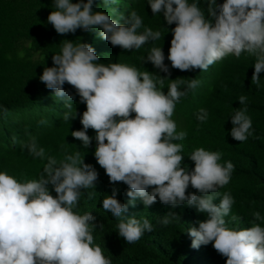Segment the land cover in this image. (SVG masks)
<instances>
[{
	"label": "clouds",
	"instance_id": "1",
	"mask_svg": "<svg viewBox=\"0 0 264 264\" xmlns=\"http://www.w3.org/2000/svg\"><path fill=\"white\" fill-rule=\"evenodd\" d=\"M116 3L103 0L105 6ZM147 3L153 16L162 15L168 25L175 24L167 60L171 68L185 71L188 77L169 79L166 94L162 89L167 76L141 72L116 59L101 63L95 49L80 41L63 40L60 53L52 56L54 66L44 67L39 79L47 89L54 90L57 101L65 102L69 111L63 113V120L77 116L76 111L71 112L74 97L65 90L66 83L86 104L80 117L82 130L71 135L87 149L92 142L87 132L94 130L97 163L110 183L120 182V190L128 186L124 200L129 199L130 207L116 198L119 189L115 187L102 200V208L120 220L116 232L127 244H135L146 231H153L148 219L159 215L157 208L153 207L154 215L141 211L159 200L167 212L179 208L178 215L168 212L159 223L167 226L179 218L194 263L208 264L203 260L210 257L207 245L211 244L226 257V264H264V196L256 188H249L245 194L234 186L240 175L243 180L258 177L264 182V168H257V161L246 152L250 161L246 167L240 165L243 162L235 154L236 164L233 155L229 157V150L243 152L242 144L254 135L248 107L264 105L260 76L264 73V0H205L203 8L188 0ZM93 5L94 0H53L55 10L47 22L59 35L99 29L98 36L113 46L98 37L97 46L103 50H139L161 39L160 31L143 26L135 10L127 17L120 14L113 19L106 12L94 10ZM243 57L254 61V72L251 78L241 76L239 82L229 85L232 94L225 92L236 110L230 117L231 125L224 124L230 134V142H226L225 133L220 146L226 150L225 156L203 148L221 139L212 131L206 134L209 140L203 146L200 141L191 144L188 135L193 132L179 128L183 119L174 113L181 98L198 87L196 70L207 71ZM140 60L171 74L161 47H152ZM245 83L254 85V93L240 92ZM249 102L253 105H247ZM218 103L216 109L221 108ZM195 116L204 123L208 112L200 108ZM222 130L226 131L224 127ZM21 147L33 158L47 162L39 179L20 182L7 171H0V264H112L119 254L103 252L94 244L96 217L91 212L80 215L74 211L82 194L95 189L96 169L84 162L80 150L67 154L63 145L62 160L46 155L35 137ZM235 166L242 170L236 173ZM95 195L96 191H87L88 200ZM246 208L255 212L249 216ZM128 209L130 213L124 215ZM135 211L142 217L135 216ZM99 228H103L102 223Z\"/></svg>",
	"mask_w": 264,
	"mask_h": 264
},
{
	"label": "trees",
	"instance_id": "2",
	"mask_svg": "<svg viewBox=\"0 0 264 264\" xmlns=\"http://www.w3.org/2000/svg\"><path fill=\"white\" fill-rule=\"evenodd\" d=\"M72 2L75 3L77 0ZM188 2H197L201 8L206 7L205 0H188ZM52 5L53 0H0V171H7L20 182L39 179L47 161L33 158L26 149L21 147L31 137L36 138L38 144L45 149L46 155L53 156L57 160H62L65 155L61 145L67 150V154L80 150L81 157L84 156V162L96 169L98 179L95 189L86 190L82 194L78 207L74 211L80 215L91 212L96 217L93 223L97 225V228L92 232L94 244L99 245L103 252L119 254L113 258V261L111 260L112 264H196L191 260L193 256L189 250L190 243L179 218L177 217L167 226L159 223L168 212L178 215L177 206L167 212L166 205L157 200L152 207H144L141 214L154 215L153 207L155 206L159 215L148 219L153 225V231H146L135 244H127L118 235L116 225L120 220L102 208V200L111 195L115 187L119 189L116 198L130 207L129 199L124 200L128 186L120 190V182L110 183L105 170L97 163L94 156L96 147L94 130L89 129L87 132L92 137L91 145L87 149L83 147L81 141L71 135L73 131L82 130L80 117L86 111V104L80 102L75 89L67 83L64 85L65 90L74 97L71 112L73 114L77 112L75 119L65 121L63 113L69 111L64 107L65 102L57 101L53 95L54 90L47 89L39 79L44 67L54 66L52 56L60 53L63 40L75 41V43L80 41L90 44L95 49L101 63H106L101 60L116 59L117 63L136 67L141 72L149 71L153 72V75L167 76L168 79H165L162 89L166 94L167 86L171 83L169 79L188 78L185 71L171 68L170 61L167 60L172 39L171 29L175 27V24L168 25L162 15L153 16L147 0H117L116 4L107 6L103 4V0H94V10L106 12L113 19H117L120 14L127 17L129 12L135 10L141 16L144 27H150L153 31L158 30L162 34L161 39L149 42L139 50L128 51L120 47L113 49L108 47L107 50H103L97 46L99 29L88 32L78 29L74 34H57L53 26L47 22L48 15L55 10ZM120 23L124 21L120 20ZM100 40L113 47L102 38ZM152 47L162 48L165 55L164 63L169 66L170 76L154 68L151 62H141L140 57L146 56ZM253 64L254 61H246L243 57L222 63L219 67L214 65L207 71L196 70L197 80L200 81L198 87L189 91L186 97L181 98L174 113L183 119L178 127L183 130L190 128L193 132L188 135L192 140L191 144L200 141L203 146L205 141L209 140L206 134L212 131L221 139L203 148L208 151H219L222 156H225L226 150L220 146L223 145V140L225 141V133L226 142H230V134L227 133L229 128H226L224 124L231 125L230 117L236 111L225 92L232 94L233 89L229 85L239 82L241 76L251 78L254 72ZM260 76L261 82H264V73ZM253 89L254 85L245 83L240 92L251 94L254 93ZM217 102L221 107L219 109L215 106ZM205 105L209 108L207 109ZM247 105H253V103L249 102ZM227 106L230 107L229 110L223 109ZM200 108L208 112V119L204 123L197 121L195 116ZM248 108L247 115L252 120L254 135L242 144L243 152L233 153L229 150V157L233 155V161L236 164L235 154L243 162L240 165L246 167L250 165L249 159L244 155L246 152L249 157L257 161V168H264V105L262 108L252 109L251 106ZM4 109H7L6 113ZM42 120L46 122L41 124ZM223 127L226 131L222 130ZM235 168L236 173L242 170L238 166ZM234 186L245 194L248 193L249 188H256L264 196V182L261 178L250 177L248 180H243L240 175ZM49 191L51 195H56L51 186ZM87 191H96L92 200L87 199ZM246 209L249 216L255 212ZM127 213H130V209L124 215ZM137 214L135 216L142 217L141 214ZM140 221L143 222V220ZM101 223L102 229L99 228ZM208 246H210L211 255L203 261L208 264H226V257L218 254L211 244Z\"/></svg>",
	"mask_w": 264,
	"mask_h": 264
}]
</instances>
